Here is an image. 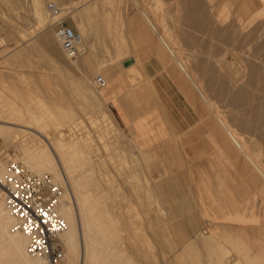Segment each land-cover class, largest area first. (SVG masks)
I'll return each instance as SVG.
<instances>
[{
    "label": "rangeland",
    "instance_id": "374dc122",
    "mask_svg": "<svg viewBox=\"0 0 264 264\" xmlns=\"http://www.w3.org/2000/svg\"><path fill=\"white\" fill-rule=\"evenodd\" d=\"M32 1L0 0V123L21 122L18 117H22L21 114L27 116L25 113L30 110L37 112V120L45 113L42 116L44 122L42 119L39 121L43 123L39 128L43 131L48 128L56 142L60 137L55 132V124L66 127L75 113L89 131L93 127H104H100L104 129L102 138L96 137L100 131L89 133H94L95 140L102 144L99 150L102 161L93 162L94 173L100 177L106 174L110 188L105 190V194L110 196L109 199L116 198V203L122 205L117 208L116 204V213L132 214L136 233L144 232L141 238L145 243L142 239L140 243L148 253V256H139L131 252L129 243L124 241V247L130 248L127 250L125 247L124 251L129 263L264 264V234L253 230L264 220V179L248 159L233 157L232 153L240 152V149L208 108L209 103L220 104L218 107L229 118L227 121H235L232 124L241 131L244 129L242 135L247 138L248 129L247 132L243 127L240 129L239 120L244 113L249 117L250 112L246 109L243 112L244 100L234 105L231 102L234 91L228 92L225 73L229 65L232 67L244 62L241 57H245L248 49L257 53L263 50L261 53L264 54V33H258L260 27H264V18H257L244 30L241 28L257 15L264 6V0H43L46 10L42 14L35 13ZM49 2L57 3L60 8L55 17V11L48 7ZM144 9L146 15L142 12ZM59 19L68 21L79 33L81 54L76 58L67 55L56 35ZM137 29L146 31L148 35H132ZM46 35H49L48 40L44 39ZM132 38L135 41L130 42ZM150 38L164 48L169 59L167 68L185 94H182L183 102L190 112L197 114L194 116L196 121L187 129L172 128L169 137L156 141L148 139V145L143 146L136 131L122 123L106 98L103 86L107 84L111 71L123 68L121 61L131 54V43L137 48L138 43H152ZM170 45L174 46V54L178 51L179 59L182 57V63L193 76L182 69L177 62L178 56L174 57L169 49ZM84 55L89 56L88 61H83ZM135 56L138 60L137 52ZM126 69L136 75L131 73L133 83L144 78L135 64ZM97 75L105 78L103 86L96 85ZM222 85L223 93L219 95L217 92ZM10 115L13 120H10ZM93 119L99 123L92 122L95 121ZM17 125L10 129H18ZM258 125L254 124L259 128ZM112 135L118 136L115 143L111 142ZM23 138L28 144L44 143L41 138L31 135ZM3 139L0 136V159L5 167L10 160L26 164L22 158V139ZM206 141L214 146L206 144ZM263 150L259 154L261 161L264 160ZM78 160L76 154L74 159L67 161L66 164L71 163L65 164V168L70 167L63 169L62 174L65 175L66 188L71 192L76 214L80 217L71 183V178L81 176ZM26 166L29 167L28 164Z\"/></svg>",
    "mask_w": 264,
    "mask_h": 264
},
{
    "label": "bare ground",
    "instance_id": "6f19581e",
    "mask_svg": "<svg viewBox=\"0 0 264 264\" xmlns=\"http://www.w3.org/2000/svg\"><path fill=\"white\" fill-rule=\"evenodd\" d=\"M42 1L43 0H33L32 1L31 5L34 8L35 13L42 14V11L46 10V9L43 8V3L44 2H42ZM135 2H137V1L135 0ZM139 4H141V3H139ZM138 7H139V5H138ZM59 9L60 8L58 7V9L55 10L56 14L54 15V17L57 15V12H59ZM145 11H146L145 9L142 10V12H144V14L146 15ZM256 14L257 15H255L253 18H251V20L249 22H247V24H242L241 28L243 30L246 27H248V25L250 23L254 22L257 18H264V6L262 8H260V10ZM74 16H76V15L74 14ZM146 17L148 18L149 16H146ZM52 18H53V16H52ZM77 19H78V17H77ZM150 21H151V19H150ZM43 22H44V20H43ZM263 25H264V23H263ZM262 27H260L261 30H260V32H258L259 34H263L264 33V27L263 28ZM258 28H259V26H258ZM257 30H259V29H257ZM191 31H192V29H191ZM159 32H161V31H159ZM238 33H240V32H238ZM256 33H257V31H256ZM48 38H49V35L44 36L45 40H48ZM200 41H202V40H200ZM167 44H168V42H167ZM168 47L173 53L174 50L172 49V47H174V46L171 47V45H170ZM261 51H263V50H261ZM261 51H260V53H261ZM177 52H176V54L173 53L174 57L178 56ZM242 53H245V51L242 52ZM260 53L259 52L258 53L257 52H253L252 49L251 50L248 49L246 51V55H244L245 56L244 58L241 57V55H240L242 60L244 59V62L242 64L241 63L238 64L237 66L234 65L232 67H229L230 66L229 65L228 68H227L228 70L226 69L227 71L225 73L227 75L226 77H228V89H229L228 92H230V90H231V92L234 91L233 97L231 96L233 99L230 97V99H232L231 102L234 105V103L238 104V102L244 100L245 102L244 101L243 102H244L245 108H243L244 106L242 107V109H244L243 112H245V109L250 112L249 117L246 116L247 114L245 115V113H244V115L242 116V118L240 120H239V118L238 119L236 118L237 120H239V125L241 126L240 129H242V127H243V128L246 129L245 130L246 132H247V129H248L247 138H245L242 135L244 129H242V131H241V130L238 129L239 127L236 128L234 126V124H232L235 121L234 122L231 121L232 123H229L230 122L229 120H228L229 122L227 121V119H229V118H226L223 110L218 107L220 105L219 103H218L219 105H216L214 103L213 104L209 103L208 108L210 109L211 113H213L217 117V119L219 120L220 124L222 126H224V128L227 130L228 134L231 137L230 139H232L234 141V143L240 149V152L232 153L233 157H234V155H236V156H238V159L240 157H244V159H248V161L253 165V167L256 169V171H258L260 176L264 179V164L262 163L264 160L261 161V159L259 158L260 157L259 154L260 155L262 154V152H261L263 150L262 147L264 148V54H262L263 52L261 54ZM231 54H233V53H231ZM235 54H236V56H238V54L236 52H235ZM187 58H189V57L187 56ZM177 60H178L177 62H180V66H182V69L186 71V74H189L190 71L187 70V68L185 66L186 64L182 63V60H183L182 57H181V59H179V56H178ZM186 60H188V59H186ZM239 60L242 61L241 59H239ZM240 61H237V62H240ZM96 78H95L96 85L99 86V84L96 81ZM105 82H106V80H105ZM199 86H198V88H199ZM200 90H202V88H200ZM201 92L203 93V91H201ZM217 93L219 95H222V93H223V85L219 88ZM226 94H228V93H226ZM40 100H41V98H40ZM207 101H208V99H207ZM32 109H34V108H32ZM240 110H238V111H240ZM238 111L236 113H239ZM19 112L21 113V111H19ZM35 112L33 110L32 111L30 110L28 112V114L25 113L27 116L21 114L22 117H20V116L18 117V120L20 119L21 122H18V123H15L14 121H5L6 120L5 119L4 120L5 122L3 121L4 123H0V136L4 137V139H6L8 141H9L10 138H13L14 140H17L18 138L19 139L21 138L22 139L21 141H23V140L25 141L26 138H23L24 135H31V136H33L35 138H41L42 140H44V143H42L43 145H36V144H31V143L28 144V143H26L24 141L21 142L23 144V148H24V151H22L23 152L22 158H23L24 162L26 164H28V166L30 167V168L28 167L29 169H31V170L37 169V171H40V173L35 171V170H33V171H35V172H37L39 174H43L44 171H45L44 173L49 172V173L53 174L54 178L57 181L61 182V183H64V176L65 175L63 176V174H62L63 169L67 170L70 167L69 166L68 168H65L66 162L71 160V159H74V156H76V154L79 156V160L78 161H79V165H80L79 168H81L80 169L81 170L80 171L81 172V176L78 177V178H74V177L71 178V181H72L71 183H72V188L74 189V193H75L76 200H77V203H78V210H79L80 217H78L77 214H76V210H75V207L73 205V200H72L71 195H70L71 192H69L68 189L66 188L65 189V193H64V197H63V204H62V206L60 208V211H61L62 215L65 217V219L67 221L66 229L64 230V232H62L60 234V238H61V240L63 242V245L66 248V253L64 254V258L60 262H58V264H131V261L129 263V261H127V257L124 255V254L127 253V252L124 253L125 247H126V246L124 247V245H123L124 241H127L129 243L130 248L132 249L131 252H134V253H136L139 256H148L147 255L148 254L147 253V249H145V247H143L142 244L140 243L141 239L143 238V237L141 238V236H144V234L142 235V233H144V232H142L141 234H137L136 233V229H135L136 225H133V220L131 219L133 216H131L132 215L131 213H130L131 214L130 215V214H118V213L115 212L114 209H117L119 204L116 203L117 202L116 198L115 199H109L108 197H110V196L105 194V190H108L110 188V187L108 188V183H106V179H107V178H105L106 174H105V176L100 177V176H98V175H96L94 173L93 162L98 160L97 162L101 163V161H102L101 158L99 159V157H100L99 150H100V147H102V144L100 145V142L95 140V139H97L99 137L102 138V135L104 133V129L103 130H101V129L104 128V127L103 126H100L102 128H100L99 126L93 127L94 123H97L96 120H99V119L98 118L96 120L93 119L95 121H92V122H94L93 126H91V127H93L92 131L87 130L88 128H86V127H84L82 125V118L80 119V116L75 118V119H73L71 122H69L66 125V127L57 126V124H55V121H54L53 124L56 125L55 132L57 131V133H58V135L60 137L59 140L56 142V141L53 140V137L51 136L52 132H49L48 128H47V130L45 129L44 131L41 128H39V124L44 122V120L42 119V116L45 113L42 112L43 114L40 117L43 120L42 121L41 119L40 120L36 119L35 114L37 115V112L36 113ZM240 112H242V110ZM243 112L241 114H243ZM238 115H239V117L241 116L240 113ZM238 115H237V117H238ZM7 116H8V111H7ZM3 117H5V116H3ZM10 118H11L10 120L14 119L13 117H11V115H10ZM39 121H42V122H39ZM47 121H49V120L47 119ZM57 121H58L57 123H60L58 119H57ZM111 121H114V120H111ZM22 122H24V123H22ZM237 123H235V124H237ZM257 123H259V125H258L259 128L255 127L257 125L254 126V124H257ZM15 124L22 125L24 127H21V126L18 127V125H17L16 128H18V129H14L12 131L10 128L13 127V126L15 127ZM32 124H35V126L32 127L31 126ZM53 124H52V126H53ZM113 125H114V123H113ZM43 127H45V126L43 125ZM47 127H50V126H48V124H47ZM91 127H90V130H91ZM93 130L100 131V133H99L100 135L99 134H97L98 136L96 135L97 138L95 136H94L95 138L93 137V135L96 134V132L93 131ZM251 130H253V131H251ZM256 130H258L259 133H257ZM117 131L118 130L116 129V132ZM91 132H94L95 134L93 133V135H90L89 133H91ZM112 136H113V138L111 139V142L115 143V139L118 136H114V135H112ZM112 136H110V138ZM4 139H3V141H4ZM203 139H204V137H203ZM55 140H56V138H55ZM8 141H6V142H8ZM27 141H28V139H27ZM107 143L105 145L104 144L103 145L107 146ZM193 144L195 145V143H193ZM206 144L211 145L212 143L209 144L206 141ZM108 145H109V143H108ZM65 146L69 149L68 151H66ZM104 146H103V148H105ZM192 148H193V146H192ZM121 154H122V152H121ZM2 161L3 160L0 159V178H4L6 173H7V171H8V165L6 166L7 167L6 168L5 165H4V162H2ZM10 161H17V160H10ZM26 164H24V165H26ZM114 164H115V162H114ZM74 167H75V164H74ZM71 169H72V167H71ZM75 169H73V170H75ZM117 170H119V169H117ZM68 171H67V173H68ZM121 172H123V170ZM77 174L79 175V173H77ZM130 179H132V178L130 177ZM248 181H250V180H248ZM109 182H110V179H109ZM130 182L132 183L134 181H130ZM141 185H142V183H141ZM139 190H141V189H139ZM146 191H148V190H146ZM110 192H112V191H110ZM120 195H121V193H120ZM117 197H119V196H117ZM253 199L254 198H252V200ZM124 200H125V198H124ZM118 201H119L118 203H121L120 200H118ZM125 202H127V201H125ZM122 203H123V201H122ZM116 204H117V206H116ZM127 204H130V203L128 202ZM245 205H247V204H245ZM115 206L117 208H115ZM121 206L122 205H120L119 207H121ZM126 206L127 205H125L124 207H126ZM251 206H249V207H251ZM252 208H248V209H252ZM244 209H245V207H244ZM241 211L244 212V210H241ZM263 212H264V210H263ZM247 215H249V214H246V216ZM263 221H262V225H260L258 227H253V230L257 231V233H258V231H260V232H262V234H264V223H263ZM15 224H16V219L10 213V211L8 210V208L6 206V202H5L3 193H2V188L0 186V264H48V261H47V259L45 257L39 256V255H31L28 252V250H27L28 238L20 230L15 228ZM229 227H230V225H229ZM230 228L234 230V227L233 228L230 227ZM123 231H125L126 233L125 232L123 233ZM158 233H159V231H158ZM160 233H161V231H160ZM146 237H144V238H146ZM82 239H83V242H82ZM143 240L144 239H142V241ZM127 242H125V245H126ZM146 248H147V246H146ZM126 249H127V247H126ZM129 249H127V250H129ZM221 249H223V248H221ZM246 261H248V260H246ZM146 264H148V263H146ZM235 264H236V262H235Z\"/></svg>",
    "mask_w": 264,
    "mask_h": 264
},
{
    "label": "crops",
    "instance_id": "0c3cea01",
    "mask_svg": "<svg viewBox=\"0 0 264 264\" xmlns=\"http://www.w3.org/2000/svg\"><path fill=\"white\" fill-rule=\"evenodd\" d=\"M140 33L148 35L140 29L132 35ZM150 39L152 43H138L137 48L131 43V54L121 61L123 65L124 60L132 58L133 63L130 65L135 64L144 78L139 83H133V72L126 69L130 65H123L122 69L110 72L108 82L103 86L106 98L110 100L122 123L136 131L143 146L148 145V139L156 141L169 137L172 128L187 129L196 121L194 116L197 114L190 112L188 105L183 102L184 92L167 68L169 59L164 48L154 38ZM133 40L135 38L130 39V42ZM88 60L89 56L84 55L83 61ZM77 117L75 113L71 121Z\"/></svg>",
    "mask_w": 264,
    "mask_h": 264
},
{
    "label": "built area",
    "instance_id": "2783aa9c",
    "mask_svg": "<svg viewBox=\"0 0 264 264\" xmlns=\"http://www.w3.org/2000/svg\"><path fill=\"white\" fill-rule=\"evenodd\" d=\"M48 7L52 11L58 9L55 2H49ZM56 35L69 57L81 54L79 33L68 21L58 20ZM96 81L102 86L105 78L98 75ZM0 186L6 206L16 219L15 228L28 238V252L45 257L48 264H58L64 258L60 234L66 229L67 221L60 208L66 184L50 173L39 174L22 162L9 161Z\"/></svg>",
    "mask_w": 264,
    "mask_h": 264
},
{
    "label": "water",
    "instance_id": "95a60500",
    "mask_svg": "<svg viewBox=\"0 0 264 264\" xmlns=\"http://www.w3.org/2000/svg\"><path fill=\"white\" fill-rule=\"evenodd\" d=\"M131 63H133V59L132 58H128V59H126V60L123 61V65H125V66H128Z\"/></svg>",
    "mask_w": 264,
    "mask_h": 264
}]
</instances>
